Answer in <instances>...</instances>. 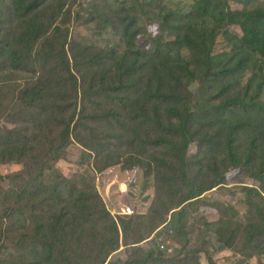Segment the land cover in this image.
I'll return each mask as SVG.
<instances>
[{
  "label": "trees",
  "instance_id": "1",
  "mask_svg": "<svg viewBox=\"0 0 264 264\" xmlns=\"http://www.w3.org/2000/svg\"><path fill=\"white\" fill-rule=\"evenodd\" d=\"M250 1L236 0L238 8L229 0H195L188 8L171 0H116L108 9L90 3L98 36L74 46L69 17L58 20L62 0H0V91H17L12 119L0 102L3 121L13 124L0 126V163H22L6 175L20 179L39 160L37 147L45 148L54 180L28 177L12 192L11 207L1 209L0 264H107L121 246L129 258L114 264H200L204 248H191L190 240L173 257L141 243L174 209L173 233L183 235L190 206L230 177L246 212L229 202L217 221L204 222L207 230L244 257L264 254V5ZM143 35L148 45L138 42ZM104 37L113 43L102 45ZM219 39L227 46L221 51ZM90 94L95 112L83 116L78 104ZM95 117L141 135L146 161L110 159L98 173L122 185L123 171L146 167L159 191L156 216L154 202L148 214L114 216L97 177L90 191L52 168L72 140L81 144L76 128Z\"/></svg>",
  "mask_w": 264,
  "mask_h": 264
},
{
  "label": "rangeland",
  "instance_id": "2",
  "mask_svg": "<svg viewBox=\"0 0 264 264\" xmlns=\"http://www.w3.org/2000/svg\"><path fill=\"white\" fill-rule=\"evenodd\" d=\"M112 1L116 2V0H62L64 4L61 10L63 12L58 14V20L61 22L65 20L67 16L69 17L67 23V27L69 28V41L75 40L76 43L74 46L79 43L85 44L94 35L98 36L97 30L101 22L97 21V15H92L90 3L94 4V2H98L99 5L104 4L108 9L112 6ZM171 1L173 3L185 5V7L188 8L195 0ZM229 2L233 8L239 7L236 0H229ZM2 3L3 5H9V0H2ZM259 4L264 5V0H252L248 3L249 6ZM102 8H104V6ZM67 11H71L70 15L67 14ZM143 20V22H145V19ZM232 29H234V27H232ZM85 38H87V41L82 43ZM108 42L113 43L104 37L102 45L107 44ZM138 42L141 43V46H144L145 44L148 45V38L144 35L140 36ZM225 48H227L226 43L222 39H219L217 50L221 51ZM86 80L89 81V73L86 74ZM96 80H98V77L95 74L94 81ZM198 87L199 83L193 82L190 88L193 92H196L198 91ZM16 97L17 91L12 93L9 91H0L1 114L9 119H12L11 112ZM91 98H94V96H91L90 94L88 99H85L82 103L78 104V107L85 109L83 116L87 113L94 114L95 112V106L91 103ZM3 120L4 119L0 115V126L7 124V126L11 127L13 125L10 121ZM75 133L80 139L78 141L81 142V144L72 140V142L65 148L63 157L55 161L52 168H56L63 176H67L71 183H73L74 180H78V187L89 189L90 191L92 190L90 187L91 184L93 185V190L96 191L94 181L97 177L101 194L105 200L107 199V203L110 207L111 202L113 201L126 202L129 199L133 200L132 195L134 194L135 189L132 185H128L127 194L122 193L119 190V187L115 188L113 186H107L105 178L108 180L110 177L108 171H103L105 173L98 172L99 170H104L109 164L108 161L110 159L113 161L112 164H129L137 159H139L141 163L146 161L148 148L146 144L142 143L141 135L136 136L120 121H116L114 124L112 121L110 122L103 118L99 119L96 117L92 121L84 120L82 124L76 128ZM85 144H88V146ZM34 152L40 155L39 160L37 162H30V167L26 169L28 172L20 179L18 177H6V175L18 172L23 167L22 163L13 161L0 163V193H4L0 196V211L1 209H5V207H11L12 203L10 202L15 199L12 192H14L19 184L28 177L33 178L31 180L34 181H40L45 178L48 183H53L54 180L50 177L52 175H50L49 169V153H47L45 148L39 147H37ZM195 152L196 145L193 144L189 148L188 154L189 156H192ZM210 154L211 157H216L214 147L211 149ZM139 171H141L142 174H140ZM139 171H134L129 178L131 179L132 184L139 183L136 184V187H139V194H146L145 198H151L153 203L159 192L158 189H156L157 186L155 185L154 174H148V169L146 167H143V170ZM121 177L123 178V176ZM245 181H247L248 184L257 185V181L250 178H246ZM236 184L235 180L230 177L226 180V183H223L224 187L219 188L218 186V188L207 191L202 195V198L196 206H190L188 221H186L187 224L183 229V235L181 236L177 237L173 233L170 219L172 217V211L176 209L170 210V212L163 217V220L166 219L167 221L160 224L162 220H157L156 224L159 225V227L153 231L146 241L141 243L143 250L146 252L154 251L158 255L163 254L165 256L169 255L170 257H173L176 256L177 253H180L182 249L185 253L187 249H185V244L183 243L185 240H190L189 246L191 248H193L194 245H202L204 248L205 252L200 257V264H209L208 258L210 257L216 264H264V254L254 257L246 256V258L241 255L240 252L243 253V251L240 249L237 250L240 252L235 253L234 251L223 247L219 243L214 232L212 230L208 231L207 226L204 223L205 221H217L220 216V209H223V206L229 202L233 203L243 214H245L246 205L244 203V196L237 191ZM152 194H154L153 197H151ZM103 197L101 198L102 200ZM157 205L158 207L155 210V216L159 210V204L158 202H154V206ZM151 206L149 211L151 210ZM138 219L143 220L144 218ZM27 233L28 232H25V234ZM204 240L206 241V244H204ZM171 249L173 250L171 251ZM128 258L129 253H127L126 247L121 246L118 251L110 256L107 264L124 262Z\"/></svg>",
  "mask_w": 264,
  "mask_h": 264
},
{
  "label": "built area",
  "instance_id": "3",
  "mask_svg": "<svg viewBox=\"0 0 264 264\" xmlns=\"http://www.w3.org/2000/svg\"><path fill=\"white\" fill-rule=\"evenodd\" d=\"M130 175H131V171H123V173L121 174V176H123L122 185H120V179L119 178L114 179L111 182L107 183V186H112V185L116 184L118 187H120V191L122 193H126V194L128 193V190H127L128 185H132L135 189V192L132 195V199L137 200V202H133L130 205L125 202L123 204H118L117 206L115 204H113V202H116V201L111 202V207L110 206L109 207H110L112 214H114V216H120V215H125V214H134V213L135 214H137V213L138 214H144V213L146 214L149 211V208L151 206V203H152L151 198L146 199L145 198L146 194H144V195L139 194V187H136V184H139V183L132 184L131 180L129 179ZM153 196H154V194L151 195V197H153ZM172 250L173 249H171V251Z\"/></svg>",
  "mask_w": 264,
  "mask_h": 264
}]
</instances>
